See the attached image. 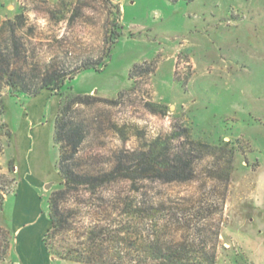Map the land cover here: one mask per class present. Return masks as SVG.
I'll use <instances>...</instances> for the list:
<instances>
[{"label": "rangeland", "instance_id": "374dc122", "mask_svg": "<svg viewBox=\"0 0 264 264\" xmlns=\"http://www.w3.org/2000/svg\"><path fill=\"white\" fill-rule=\"evenodd\" d=\"M0 174V264L56 208L47 264H264V0H0Z\"/></svg>", "mask_w": 264, "mask_h": 264}, {"label": "trees", "instance_id": "16d2710c", "mask_svg": "<svg viewBox=\"0 0 264 264\" xmlns=\"http://www.w3.org/2000/svg\"><path fill=\"white\" fill-rule=\"evenodd\" d=\"M66 82V77L65 74L63 72L57 71L54 73H51L46 79H45V83L43 84V88L44 87H48L54 91H57L58 94H62L60 93V90L63 88L64 84ZM70 105H65L64 107L60 108V111H65L69 108ZM59 122V121H58ZM60 125V131H58V136L60 137H65L67 136L69 141L72 142L74 140V137L77 135L76 130L73 131V133H67L65 128H66V124L64 122H59L58 126ZM7 134L11 137L12 133L10 131L7 132ZM159 154H154V156H146L145 157V162H146V166H144L143 168L146 171H155L157 175L159 176H167L169 179H177V178H188L189 176V163L182 161L180 159H178V163L177 164H172L169 165L167 168H158V163H157V158H158ZM14 166H12L13 169ZM2 174H0L1 176ZM60 175L63 178H66V180H68L69 183H75V184H83V183H92L94 184L96 181H98V178H92V177H83L82 175H78L73 173L70 169H63V171L60 170ZM10 190H8L7 188L3 187L0 181V210H3L4 207V203L6 201V197L8 195ZM57 200V199H54ZM53 201V200H52ZM57 204V203H56ZM50 220L52 222L51 227L47 230L46 234H45V238L44 241L48 247L47 244V235L48 233L52 230L53 228L58 229L61 225H63L65 223V219H63L62 217H58V211L57 208L54 210V212L50 213ZM5 238L7 239L9 237V234L11 231V229L7 230L5 228H1ZM159 239L157 237H155V239L153 241H151V243H145V245L143 246V251L145 252V254L147 255H155L157 253H159L160 246L158 244ZM9 242H7L5 244V248H4V254H6L9 250ZM48 249L51 251V249L48 247ZM158 249H160L158 251ZM168 253V258L171 260V262L173 264H182L183 262V258L187 256V254H194V259H196V261H199L198 258L200 256L201 253L204 252V250L201 249H197V248H192V249H187L186 246H182L180 247V249H176V248H169ZM52 253V251H51ZM74 252L73 251H69L67 254H62L61 257L65 258V259H74L77 261H83L86 263H90V264H100L99 261H96L93 257H84V256H74L72 255ZM84 254V253H81ZM181 254V255H180ZM119 260H122L123 256L121 255L120 252H118L117 254ZM2 259V257H0ZM132 261L134 262L135 260L132 259ZM212 262V260H211ZM212 264V263H211Z\"/></svg>", "mask_w": 264, "mask_h": 264}, {"label": "crops", "instance_id": "0c3cea01", "mask_svg": "<svg viewBox=\"0 0 264 264\" xmlns=\"http://www.w3.org/2000/svg\"><path fill=\"white\" fill-rule=\"evenodd\" d=\"M32 221L18 227L12 224L15 231L14 248L17 250L16 263L37 264L36 260H40L42 264L50 263L49 259L54 257L44 241L45 234L51 227L50 218L41 215L36 221Z\"/></svg>", "mask_w": 264, "mask_h": 264}]
</instances>
